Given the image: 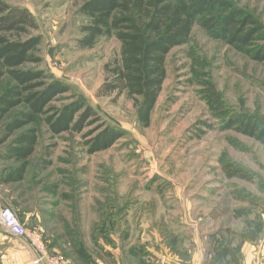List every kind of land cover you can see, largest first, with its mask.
Returning a JSON list of instances; mask_svg holds the SVG:
<instances>
[{"label": "rangeland", "instance_id": "obj_1", "mask_svg": "<svg viewBox=\"0 0 264 264\" xmlns=\"http://www.w3.org/2000/svg\"><path fill=\"white\" fill-rule=\"evenodd\" d=\"M5 1L26 7L37 22L32 32L41 35L36 51L41 60L27 67L43 69L70 89L52 103L80 96L100 121L124 134L107 149L87 153L80 134L51 135L39 119L31 165L23 180L9 183L7 190L0 187V209L10 206L26 228L39 232L60 255L72 252L68 242L80 238L98 264L107 258L101 247L105 244L115 253L117 246L121 250L137 244L138 236L157 235L179 250L183 240L230 237L228 228L238 234L244 220L264 213V145L222 128L226 117L235 115L264 119V62L213 38L195 23L187 42L167 53L166 77L149 124L143 126L124 90L96 93L103 65L120 43L102 35L91 47L78 45L80 27L87 22L79 12L82 0ZM230 1L256 20L261 31L255 48H264V0ZM8 142L0 145V152ZM47 146L52 163L41 169L39 160ZM225 158L248 169L251 179L228 177L222 167ZM11 163L0 160V169ZM49 188L69 197L49 212V219L43 210L36 212L39 219L35 211L26 215L23 208L29 205L23 198L30 194L34 204L36 198L50 196ZM21 246L0 225V264H16L14 252ZM142 255L148 258L143 252L140 257L130 254L124 263L132 264L134 258L133 264H139Z\"/></svg>", "mask_w": 264, "mask_h": 264}, {"label": "trees", "instance_id": "obj_2", "mask_svg": "<svg viewBox=\"0 0 264 264\" xmlns=\"http://www.w3.org/2000/svg\"><path fill=\"white\" fill-rule=\"evenodd\" d=\"M79 12L87 17L80 27L83 34L77 39L79 46L91 47L102 35L113 36L120 43L118 52L103 65L97 95L124 90L143 126L149 124L166 77L167 53L187 42L195 23L213 38L264 62V48H255L261 27L230 0H82ZM35 29L37 22L26 7L0 0V145L9 140L0 152V160L12 162L0 169V184L24 179L36 150L39 119L51 135L67 131L80 134L87 153L107 149L124 134L118 127L100 121L97 111L80 96L61 105L52 103L70 89L43 69L27 67L41 60L36 54L41 35L33 33ZM222 128L264 145V119L256 115L226 117ZM50 150L47 146L43 151L38 164L41 169L52 163ZM222 167L228 177H252L248 169L233 160L225 158ZM260 215L253 213L244 220L246 224L238 234L228 228L230 237L212 236L210 264H239V245L258 235ZM82 243L80 238L72 239L68 242L72 252L62 253L63 257L71 264H98L93 251Z\"/></svg>", "mask_w": 264, "mask_h": 264}, {"label": "crops", "instance_id": "obj_3", "mask_svg": "<svg viewBox=\"0 0 264 264\" xmlns=\"http://www.w3.org/2000/svg\"><path fill=\"white\" fill-rule=\"evenodd\" d=\"M8 184L9 183H2L0 187H4L3 189L7 190L5 187H7ZM49 195L50 196L43 197L41 201L36 198L34 204L31 203L30 194L26 196L27 199L23 198V204L29 205L23 208L27 211L26 215H33V213L30 212L35 211L34 216L36 219H39V214L36 213L37 211L43 210L48 213L56 211L58 209L57 205L61 203V200L65 201V199L69 197V194H64L66 197H63V193L59 192H55V194L52 192ZM38 204H42L43 207H41V209L38 208ZM48 206H51V208ZM67 207H69V204H67ZM45 218H51L50 213ZM257 226L259 227L258 235L253 239L243 240L239 245V253L241 255L239 264H264V213L260 215ZM18 239L25 246L15 249L16 252L14 253L17 255L14 256L16 257V264H34V251L26 241L21 238ZM127 239L128 237H126V243L128 242ZM138 239L137 244H132L133 246L130 245L131 248L126 244V249L122 246L120 250L117 246L115 253L110 252L106 244L103 245L102 248L107 258L104 261L105 263L102 261L103 257L102 259L100 258V264H125L124 261L128 259L130 254L132 257L136 255L140 257V253L142 252L146 254L148 258L142 255L141 260L137 259L141 262L139 264H210L213 257L212 248H209V244L211 243L208 242L203 235L199 236L197 241H194V239H192L191 242L183 240V246L180 245L181 249H179L182 252L177 250V248L172 249L166 246L164 239H161V237L157 235H145V237L141 235L138 236ZM12 259L14 258H11L10 261H12ZM133 260L134 258H132V264Z\"/></svg>", "mask_w": 264, "mask_h": 264}, {"label": "built area", "instance_id": "obj_4", "mask_svg": "<svg viewBox=\"0 0 264 264\" xmlns=\"http://www.w3.org/2000/svg\"><path fill=\"white\" fill-rule=\"evenodd\" d=\"M0 225L9 234L21 238L29 244L34 251V264H70L62 255L51 252L47 248L39 232L26 228L10 206H5L0 209Z\"/></svg>", "mask_w": 264, "mask_h": 264}, {"label": "bare ground", "instance_id": "obj_5", "mask_svg": "<svg viewBox=\"0 0 264 264\" xmlns=\"http://www.w3.org/2000/svg\"><path fill=\"white\" fill-rule=\"evenodd\" d=\"M64 258V257H63ZM64 259H66V258H64Z\"/></svg>", "mask_w": 264, "mask_h": 264}]
</instances>
